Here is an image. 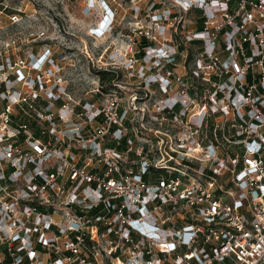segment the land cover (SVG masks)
Wrapping results in <instances>:
<instances>
[{
    "label": "built area",
    "instance_id": "1",
    "mask_svg": "<svg viewBox=\"0 0 264 264\" xmlns=\"http://www.w3.org/2000/svg\"><path fill=\"white\" fill-rule=\"evenodd\" d=\"M147 1L139 68L100 78L81 104L48 91L44 107L58 106L46 113L13 89L30 85L36 98L45 62L29 64L34 77L16 68L0 79V186L20 177L23 199L64 193L72 217L56 235L67 237L64 257L81 264L94 255L84 213L96 207L102 214L90 226L114 243L112 256L127 257L122 264H264V0ZM189 12L200 29L184 31ZM175 29L200 44L184 74L174 72ZM167 32L169 41H159ZM123 58L132 70L134 52ZM26 104L33 120L18 122ZM16 105L22 112L13 114ZM17 203L0 201V213L11 216ZM24 203L45 229L54 225L50 207Z\"/></svg>",
    "mask_w": 264,
    "mask_h": 264
},
{
    "label": "rangeland",
    "instance_id": "2",
    "mask_svg": "<svg viewBox=\"0 0 264 264\" xmlns=\"http://www.w3.org/2000/svg\"><path fill=\"white\" fill-rule=\"evenodd\" d=\"M104 2L113 10L111 25H105L107 11L103 9L104 5L99 0H0V63L13 62L11 65L5 64V68L0 72V79L5 74H8L9 78L13 77L16 68L21 69L27 77L28 75L34 77L38 71H31L29 64L34 61L35 57L46 52L44 55L46 60L44 59L40 64L43 66L45 62L43 67L46 69L39 73L43 86L36 85L33 88L37 97L33 98L31 90L28 89L30 85L24 86L19 82L14 84L13 89L23 95L29 94L28 104L36 109L55 114L58 106L56 101H53V105L48 104L46 108L44 107L48 101L53 100L47 97L49 96L48 91L62 92V99L80 103L84 100L85 93L94 89L98 83L100 79L98 71H109L113 75L136 72L135 69L141 63L136 54L140 39L137 30L142 25L143 27L148 26L143 19H147L145 9L149 1L104 0ZM136 6L140 9L137 15L133 12ZM195 16L193 12L187 13L184 31L195 30L197 26ZM173 34L171 40L175 39L174 42L181 45V48H178L177 59H175L174 72L188 73V70L192 68L194 58L199 56L200 44L185 42L184 32L177 29ZM169 39V32L158 37L159 41L168 42ZM145 51L146 56L153 54L148 52V49ZM131 52H134V58L137 60L133 64V69L127 71L123 68L127 65L123 63L125 61L123 56L124 53L130 54ZM112 56L116 58L113 62L110 61ZM0 90L3 88L0 87ZM4 91L7 94V88ZM28 104L21 105L27 115L31 114ZM21 107L14 106L13 114L16 111L22 112L19 110L22 109ZM26 116H21V120H27V122L33 120L32 114L30 118ZM45 167L49 168L50 164L47 163ZM24 183L19 177L11 185L4 183L0 186L2 205L10 200H18L17 208L12 209L11 216L5 217L0 213V245L5 242L6 246L11 248L9 250L11 257L16 255L15 260L10 264H57L58 261H54L55 259L63 264H81L77 256L64 257V241L67 237L64 234H55V229L58 227L61 230L72 217L62 205L65 194L56 193L55 195L48 192L44 195L37 194L26 200L23 199L25 195L19 191ZM24 202L39 203L43 205L42 209L45 211L50 207L54 213L49 214L48 217L54 225L45 229V224L38 222L40 220L38 217H41L38 211L27 210V203ZM96 212L97 210L92 209L84 213L85 219L89 220L88 226L84 229L92 236L91 250L94 254L92 258L85 260L84 264L88 261L92 264H122L127 257L122 255L121 251L118 258L112 256L110 253L113 252L114 243H109L107 235L101 234L102 230L96 231L90 226L93 223L92 215ZM12 217L19 219V225H12ZM20 229H22L20 232L22 234L17 238L15 234L19 233ZM39 236L49 240V243L41 245L40 250H34L35 243L40 244ZM14 238L17 239L11 240ZM51 240L52 243H50ZM44 242L45 240L42 241ZM121 249L126 250L125 246ZM29 250H34L32 259L26 257ZM29 256H31L30 253ZM24 257H26V262H19ZM2 259L3 253L0 250V261Z\"/></svg>",
    "mask_w": 264,
    "mask_h": 264
},
{
    "label": "trees",
    "instance_id": "3",
    "mask_svg": "<svg viewBox=\"0 0 264 264\" xmlns=\"http://www.w3.org/2000/svg\"><path fill=\"white\" fill-rule=\"evenodd\" d=\"M102 26H103V23H102ZM197 28L198 29H200V27H199V23H197ZM142 43H146V41L142 38L141 40H140ZM181 48V47H180ZM141 54H142V52H140L139 54H138V56H141ZM98 75L100 76V78L101 79H104V78H106V77H108L109 75H112L111 74V72H109V71H98ZM21 121H24V120H21V117H20V119L18 120V122H21ZM32 127H34L33 126V122L30 124ZM34 134H37V130H35V132H34ZM38 208V210H40V211H42V208L40 207V206H38L37 207ZM93 209H95V210H97V212L95 213V214H93V215H96V214H102V212L100 211V207H96V208H93ZM55 234H58V232L55 230ZM88 241H86V243H87ZM89 243V242H88ZM40 248H41V246H40V244L39 243H35V245H34V250H40ZM11 249V248H10ZM9 247L8 246H6V244H5V242L2 244V245H0V250L2 251V253H3V259H2V261H0V264H10V262L11 261H13V260H15V258H16V255H14V257H11V255L9 254ZM20 251V250H19ZM14 252V251H13ZM15 254H17V253H15ZM53 254V253H52ZM64 254H66V255H69V253L68 252H64ZM17 255H20V254H17ZM54 256V255H53ZM24 259V260H23ZM22 260L20 259L19 260V262L20 261H22V262H26V257H24Z\"/></svg>",
    "mask_w": 264,
    "mask_h": 264
},
{
    "label": "clouds",
    "instance_id": "4",
    "mask_svg": "<svg viewBox=\"0 0 264 264\" xmlns=\"http://www.w3.org/2000/svg\"><path fill=\"white\" fill-rule=\"evenodd\" d=\"M109 14H111V15L109 16ZM105 15H106V17H105V25H109L111 23V21H112L111 19H112L113 15H112V13L110 11H108ZM44 59L46 60V58H44ZM43 60H42V62H43Z\"/></svg>",
    "mask_w": 264,
    "mask_h": 264
}]
</instances>
